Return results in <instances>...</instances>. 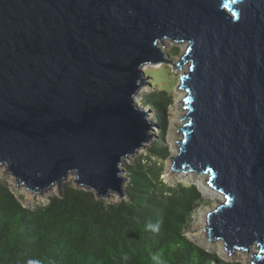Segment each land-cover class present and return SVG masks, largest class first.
Instances as JSON below:
<instances>
[{
  "label": "water",
  "instance_id": "obj_1",
  "mask_svg": "<svg viewBox=\"0 0 264 264\" xmlns=\"http://www.w3.org/2000/svg\"><path fill=\"white\" fill-rule=\"evenodd\" d=\"M165 39L189 43L172 167L210 173L226 197L210 238L264 264V0H0V163L35 193L75 173L126 198L121 164L151 139L142 66L170 63Z\"/></svg>",
  "mask_w": 264,
  "mask_h": 264
},
{
  "label": "trees",
  "instance_id": "obj_2",
  "mask_svg": "<svg viewBox=\"0 0 264 264\" xmlns=\"http://www.w3.org/2000/svg\"><path fill=\"white\" fill-rule=\"evenodd\" d=\"M129 176L118 202L67 184L34 209L0 181V264H211L185 234L194 187L167 186L139 164Z\"/></svg>",
  "mask_w": 264,
  "mask_h": 264
},
{
  "label": "rangeland",
  "instance_id": "obj_3",
  "mask_svg": "<svg viewBox=\"0 0 264 264\" xmlns=\"http://www.w3.org/2000/svg\"><path fill=\"white\" fill-rule=\"evenodd\" d=\"M160 46L171 64L160 62L157 64L146 63L142 66L145 85L138 90L135 99L138 106L146 113V118L151 126V130H149L151 139L139 149L138 153L124 158L121 167L122 175L127 179L125 188L130 180V169L135 164L141 165L145 172L154 171L158 176V182H163L167 186L194 187L199 194V199L196 201V206L193 208L186 226L187 239L207 254L211 264H251L253 254L259 251L258 245H253L250 249H236L234 252H230L223 239L212 240L209 229L205 228L208 225L209 213L226 200L225 195L210 184V173H197L194 170L172 167L175 163L174 158L180 153L178 142L184 138L183 130L179 129L189 121V118L183 117L189 111L186 107L188 102L179 100L180 96H185L188 93L184 88L179 87L181 86V75L189 71L190 62L182 64L176 70L173 66H180V60L189 43L165 39L164 44L160 43ZM157 101L160 102V105L157 104ZM154 148L157 150L153 151ZM160 148H164L163 153ZM160 154H165L166 157L163 158ZM75 179L76 174L70 173L63 181V185L78 187ZM0 181L7 184L23 206L30 209H34L40 204H46L49 197L60 194L57 185L40 193L27 189L17 182L3 163H0ZM105 199L110 202L121 200L116 194Z\"/></svg>",
  "mask_w": 264,
  "mask_h": 264
},
{
  "label": "clouds",
  "instance_id": "obj_4",
  "mask_svg": "<svg viewBox=\"0 0 264 264\" xmlns=\"http://www.w3.org/2000/svg\"><path fill=\"white\" fill-rule=\"evenodd\" d=\"M148 227H150V228H153L154 226H153V225H151V224H149V225H148ZM30 264H31V262H30Z\"/></svg>",
  "mask_w": 264,
  "mask_h": 264
}]
</instances>
